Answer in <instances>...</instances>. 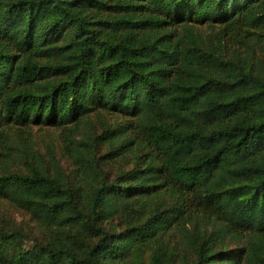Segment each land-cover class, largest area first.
<instances>
[{
  "label": "trees",
  "instance_id": "trees-1",
  "mask_svg": "<svg viewBox=\"0 0 264 264\" xmlns=\"http://www.w3.org/2000/svg\"><path fill=\"white\" fill-rule=\"evenodd\" d=\"M0 198V264H264V0H0Z\"/></svg>",
  "mask_w": 264,
  "mask_h": 264
},
{
  "label": "rangeland",
  "instance_id": "rangeland-1",
  "mask_svg": "<svg viewBox=\"0 0 264 264\" xmlns=\"http://www.w3.org/2000/svg\"><path fill=\"white\" fill-rule=\"evenodd\" d=\"M37 147L41 151H46V147H52L54 151L58 150L56 142H59V130L57 127L34 128ZM0 211L10 214L18 221H23L31 226H35L36 221H32L25 210L9 204L4 199L0 198Z\"/></svg>",
  "mask_w": 264,
  "mask_h": 264
}]
</instances>
